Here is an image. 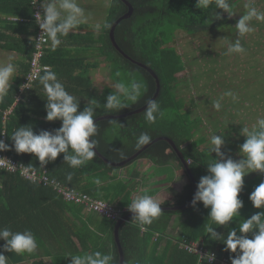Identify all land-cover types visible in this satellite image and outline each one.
Here are the masks:
<instances>
[{
	"label": "trees",
	"instance_id": "trees-1",
	"mask_svg": "<svg viewBox=\"0 0 264 264\" xmlns=\"http://www.w3.org/2000/svg\"><path fill=\"white\" fill-rule=\"evenodd\" d=\"M127 1L133 13L116 26V43L154 71L160 90L144 111L94 123L92 141L107 159L119 162L157 137L170 138L188 163L198 195L188 209L144 210L124 222L119 228L124 264H216L198 261L197 256L181 249L182 237L201 241L217 258L264 264V233L255 248L264 221V203L253 201L256 194L264 193V122L241 139L239 161L219 160V148H211L217 142L213 132L225 136L228 127L208 124L213 117H192L191 110L185 108V99L176 94L187 78L185 60L171 44L178 33L234 28L238 21L233 22L230 13L242 0ZM127 10L121 0H111L96 36L85 23L47 19L51 32L40 62L49 65V70L42 71L30 89L20 90L34 51L32 7L29 0H0L1 14L29 20L0 19V49L18 57L12 63V81L0 96V151L32 169H45L48 177L63 185L127 208L124 214L140 207L131 208L139 171L117 178L122 167L98 157L85 132L91 120L137 109L155 92L154 78L124 58L110 41L111 24ZM64 27L79 32L68 34L62 31ZM72 44L76 49L67 47ZM96 52L108 64L111 79L122 86L121 92L99 88L91 80V71L102 64L88 61ZM119 74H126L127 82L122 85ZM15 100L12 112L2 120L3 112ZM202 122L209 126L207 134L199 130L193 139L194 127ZM220 128L225 129L223 134L218 132ZM140 158L163 168L173 162L187 177L181 189L170 191V197L158 206L182 205L192 199V183L167 141L154 142L135 160ZM171 181L172 177L158 181L137 199L155 194L161 186L169 189ZM114 223L84 211L81 204L63 200L51 185L0 168V264H46L44 258H49L50 264H119Z\"/></svg>",
	"mask_w": 264,
	"mask_h": 264
},
{
	"label": "rangeland",
	"instance_id": "rangeland-1",
	"mask_svg": "<svg viewBox=\"0 0 264 264\" xmlns=\"http://www.w3.org/2000/svg\"><path fill=\"white\" fill-rule=\"evenodd\" d=\"M110 1L43 0L42 5L48 19L88 21L90 24L87 23L86 28L89 30L91 24L96 27L105 23ZM230 16L233 22L238 21L233 24L234 28L194 35L178 33L171 44L183 56L187 70V78L179 85L176 94L185 99V108L191 110L192 117L221 108L219 115L222 117L215 116L208 124H224L228 131L222 137L214 130L213 141L217 139L222 143L218 145L222 151L219 160L232 158L237 162L242 157L240 139L264 122V0H242ZM10 55H13L12 51L0 49V96L11 83L14 73L6 64ZM94 60L102 61V64L90 73L93 83L99 88L107 86L121 92L122 86L111 79L109 66L98 52ZM119 77L120 84L127 82L126 74H119ZM228 110L232 112L226 113ZM204 123L196 124L193 139L199 135V130L200 134H207L209 126ZM145 163L140 158L122 167L121 171L129 174L139 170L144 178H150L152 166L146 164L145 167ZM182 179L178 183L182 184L187 177L182 176Z\"/></svg>",
	"mask_w": 264,
	"mask_h": 264
},
{
	"label": "built area",
	"instance_id": "built-area-1",
	"mask_svg": "<svg viewBox=\"0 0 264 264\" xmlns=\"http://www.w3.org/2000/svg\"><path fill=\"white\" fill-rule=\"evenodd\" d=\"M29 1L32 7V19L35 24V33L32 37L34 41V51L30 59L29 71L21 84L20 90L30 89L32 87V83L41 75L42 71L49 70V65L41 64L40 62L41 58L45 54L51 32L50 27L48 26L46 12L40 0ZM9 19L19 22L29 21L26 18L16 16H12ZM18 98L19 96L17 95L16 100ZM16 100L11 107L3 112L2 120L6 121L9 114L12 112V108L15 105ZM0 168L11 172H18L24 179H28L39 184L51 185L53 189L60 194L63 200L81 204L84 211L96 213L99 216L107 217L110 220L117 221L126 211V209L117 208L104 200L92 198L86 193L63 185L59 181L48 177L45 169L42 171L32 169L24 163L7 156L3 151H0ZM253 201L255 204L264 203V193L256 194ZM263 233L264 221L261 226L260 234L256 239L255 248L259 246ZM179 247L187 253L197 256L198 261L206 260L209 263L216 264H240L224 256L217 258L215 252H209L205 248L204 244L198 240H188L185 237H182L179 241Z\"/></svg>",
	"mask_w": 264,
	"mask_h": 264
},
{
	"label": "water",
	"instance_id": "water-1",
	"mask_svg": "<svg viewBox=\"0 0 264 264\" xmlns=\"http://www.w3.org/2000/svg\"><path fill=\"white\" fill-rule=\"evenodd\" d=\"M121 1L126 5L128 10L123 15L118 17L110 26L109 38H110V41L112 43V46L124 58H126L127 60L131 61L134 64H137L139 67L145 69L154 78L155 84H156V88H155V92H154L153 96L149 99V101H147V103H145L143 106H141V107H139L137 109H134L132 111H129V112H126V113H123V114H119V115H105V116H101V117H98V118H95V119L91 120L88 123V125L86 127V132H85L87 141H88L91 149L94 151V153L98 157H100L105 163H107V164H109L111 166H114V167H124L128 163H130L133 160H135L146 148H148L154 142L159 141V140H165L172 146V148L176 152V154H177L178 158L180 159L181 163L183 164V166H184V168H185V170L187 172L188 178H189V180H190V182L192 183V186H193V196H192V199L188 203H185V204H182V205H171V206H158V205L140 206V207H138V208H136L134 210H131V211L123 214L117 221H115L114 229H113L114 241H115L116 247H117V252H118V257H119V264H124L123 249H122V246H121V243H120V240H119V228H120V226L124 222L128 221L130 219V217L135 216V215L141 213L144 210H152V209H154V210L179 211V210L188 209V208H190L191 206L194 205V203H195V201L197 199L198 188H197L196 181H195L193 175L191 174V171L189 169L188 163L184 159L182 153L177 148V146L174 144V142L170 138H168L166 136H160V137H157V138L153 139L151 142H149L148 144L144 145L141 149H139L136 153H134L133 155H131L128 158H126V159H124L122 161H119V162H114V161H111V160L107 159L104 155H102L98 151V149L94 145V142L92 141L90 132H91V128L94 125V123H96L99 120L121 118V117H126V116H129V115H132V114L140 113V112L144 111L146 108H148L153 103V101L157 98L159 90H160V83H159L158 77L154 73V71L151 68H149L148 66H146L145 64H142V63L137 62L136 60L132 59L130 56H128L126 53H124V51L116 43L115 36H114V32H115L116 26L122 20L129 18L132 15V13H133L132 5L127 0H121Z\"/></svg>",
	"mask_w": 264,
	"mask_h": 264
},
{
	"label": "crops",
	"instance_id": "crops-1",
	"mask_svg": "<svg viewBox=\"0 0 264 264\" xmlns=\"http://www.w3.org/2000/svg\"><path fill=\"white\" fill-rule=\"evenodd\" d=\"M58 5H61V4L58 3ZM10 17L11 16H7V15L5 16V14H3V13L1 14L0 13V19H4V18L9 19ZM61 21H64V20H61ZM74 22H81V21H74ZM81 23H85V24L88 23V24H90L88 21H84V22H81ZM102 25H99V26H96L95 27L94 24H91V27L89 28V30L90 31H93L94 34H95V36H96L97 33H98V31H99V29L101 28ZM62 31H65L68 34L71 33V31L74 32V33H78L79 32L78 30H76L74 28H71L70 29V28H65V27L63 28ZM65 40H67V39L65 38ZM67 47H73L71 49H76V46L73 45V44L70 45V46H67ZM4 51H6V50H4ZM17 58H18L17 57V54L15 52H13V55L12 56L10 55L6 59V64L8 66H10V69L11 70H14V67H13V64L12 63ZM91 60H94V57L93 56L88 57V61H91ZM94 70H92V72ZM1 72H3V71H1ZM232 109L233 108H231V110ZM217 110H219V111H217ZM215 111H217V112H215ZM220 111H221V108H217V107H216V110L213 109V110H207L205 112L203 111L201 113L203 114V116H205V118H203V116H202V118L203 119H208L210 117H214L215 118V116L222 117V116L219 115ZM226 113H228V112H226ZM225 127H227V126H225ZM249 127L250 126H248L246 128H249ZM224 130H225L224 128H220L218 130V132L221 134L222 132H224ZM250 132H248V133H250ZM240 141H241V139H240ZM240 141H239V144H240ZM219 144H222V143H220V142H214L212 144L211 148H214L216 151L219 148L218 153L221 154L222 151L220 150V147H218ZM229 147H230V143H229ZM144 160L146 162L145 163V167H147L146 164L149 165V166L150 165L152 166V168L150 169V171H151L150 176L151 177L150 178L149 177L144 178L141 175V171L138 170L139 171V176H138V178L135 179V181L137 182V186H136V190H135V192H134V194L132 196V203H131L132 206H131V208H133L136 205L145 206V205H157V204H160V203H162V201H164L165 199H167V198L170 197V191H173V192L179 191L181 189V187L187 182V180H186V181H183L182 184L178 183V182H181L182 174H181V171H180L179 167L175 163L172 162L171 165L166 166V167L163 168V167H160V166L155 165L154 162H152V161H150L148 159H144ZM162 168H163V170L161 171ZM121 170L122 169H120V170H118L116 172L117 173V178L127 177L128 174L126 172L124 173ZM169 177H172V181L169 184V189H167L165 186H161V187L158 188V190H157V192L155 194H153V195L150 194L146 198H141L140 200L137 199L139 196L143 195L144 193H149L151 191V189H153V185L156 184V183H158V181H161L162 179H167ZM122 209H127V208H122ZM45 259L46 260H44V261H45L46 264H50L51 263V260L49 258H45Z\"/></svg>",
	"mask_w": 264,
	"mask_h": 264
},
{
	"label": "clouds",
	"instance_id": "clouds-1",
	"mask_svg": "<svg viewBox=\"0 0 264 264\" xmlns=\"http://www.w3.org/2000/svg\"><path fill=\"white\" fill-rule=\"evenodd\" d=\"M12 17V16H11ZM48 19V18H47Z\"/></svg>",
	"mask_w": 264,
	"mask_h": 264
}]
</instances>
